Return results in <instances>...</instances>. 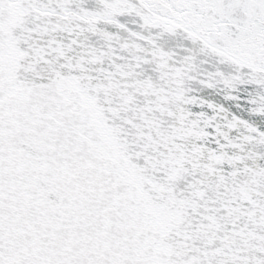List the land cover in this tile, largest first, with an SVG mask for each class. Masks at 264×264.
<instances>
[{"label": "snow or ice", "instance_id": "snow-or-ice-1", "mask_svg": "<svg viewBox=\"0 0 264 264\" xmlns=\"http://www.w3.org/2000/svg\"><path fill=\"white\" fill-rule=\"evenodd\" d=\"M0 264H264V0H0Z\"/></svg>", "mask_w": 264, "mask_h": 264}]
</instances>
